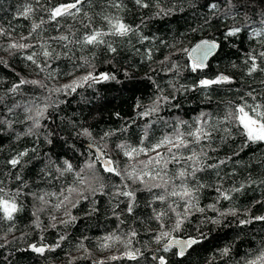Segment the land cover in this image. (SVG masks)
<instances>
[{
	"label": "trees",
	"instance_id": "obj_1",
	"mask_svg": "<svg viewBox=\"0 0 264 264\" xmlns=\"http://www.w3.org/2000/svg\"><path fill=\"white\" fill-rule=\"evenodd\" d=\"M30 2L31 0H0V25H11L16 28V33L27 35L31 21L17 14ZM44 2L50 6L47 0ZM63 2L65 0H51V4ZM122 2L124 9L119 13L108 5V0H88L83 6V12L90 16L100 13L119 14L133 27L144 18L145 23L138 34L128 38H110L118 48L115 54L107 52L103 47L94 52L92 49H74L67 57L62 56L60 60L52 62L55 75L49 77L48 72L38 73L35 65L23 59V54L9 55L0 49V57L7 61V65L0 64V95L5 96L4 103L0 104V119H23L21 109H16L11 116L5 111V105L11 106L14 102L40 98L36 102L42 104L46 96L56 102L55 108H49L46 113L48 118L41 121V127L35 136L26 135L30 126L26 123H13L11 128L0 125V181L12 189L20 187L22 194L19 201L23 206V210L15 216L13 231H8L13 222L0 219V244L5 245L0 248V264H70V261L71 264H96L98 261H104L105 264H156L152 259L153 254L169 256L170 264H241L243 260L264 249L262 221L240 225L238 220L247 218L241 215L238 218H222L218 225L205 223L206 217L217 218V213L206 207L213 203L219 211L237 208L243 212L251 208L253 216L264 215V205L256 204V201L264 200V184L260 183L264 181V143H248L245 146L244 138L237 135L233 128L232 135L226 142L217 140L211 145L218 150L208 151L210 159L207 164H216L219 160H226V163L219 168H208L197 173V180L205 185L199 195L198 206L205 207L206 211L203 214L193 212L179 236H199L203 232L206 238L189 249L184 257L156 253L158 245L154 241L160 223L155 219L156 213L167 211L169 215L164 223L170 224L175 217L168 205L171 204L176 211H183L184 202L176 200V204L180 205L177 207L172 204L176 198H169L166 202L155 201L153 194L159 190L154 189L152 193L138 191V206L129 215L122 211L127 201L123 197L115 198L112 195L116 191L114 186L120 185L123 178L104 172L101 162L96 159L97 150L104 149L123 170L130 162L116 145H139L145 129L148 130L149 137L145 143H155L163 136L171 134L178 121L192 124L201 113H211L214 118L222 119L226 115L227 102H239V97L245 92L255 90L257 102H264V74L257 72L247 75L244 63L252 50L264 51V36L256 37L252 34L254 29L261 30L264 27V17L259 14L260 9L253 7L257 0H251V3L249 0H231V5L227 0H213L219 7V11L215 13L204 7L207 0H161L162 7H171L175 11L160 18L152 15L154 9L140 8L135 0ZM240 4L248 6L241 9ZM229 9L235 14V19L223 18V14ZM40 15L41 13H37L34 19L38 20ZM44 15L47 19L46 14ZM80 18L82 17H78ZM95 21L100 23V17L95 16ZM65 24L79 27L68 18L61 21L59 28L54 24H45V31L40 36L34 34L35 39L32 42L65 34ZM242 25L245 27L238 36L223 42L222 33L226 28ZM142 36L149 37V40H141ZM203 37L215 39L221 43V47L206 68L192 72L188 67L190 58L181 49H190ZM0 43H6V40L0 38ZM49 43L57 51H62L58 43L50 40ZM35 50L40 51L39 48ZM148 50H151V59H148ZM85 56L93 60L97 72L113 74L116 80L100 82L91 87L85 84L75 92L47 91L61 88L76 77L91 71L88 67L77 68L82 63L81 57ZM166 57L170 59L165 61ZM162 61L164 62L161 63ZM218 73L231 76L234 83L214 85L207 92L193 87L200 79L212 78ZM21 78L40 80L46 88L25 84L21 86L22 95H5L7 89ZM181 86L192 90L184 91ZM163 97H168L167 102ZM158 98H161L158 111L151 116H141L140 113L151 108ZM83 128L89 129L91 138L77 135ZM125 128L126 131H121ZM105 133L113 134L105 137ZM219 135L223 134H217ZM47 139H52L53 143H47ZM33 147L36 152H29V156L25 157L27 163L19 170L26 185L22 186L15 180L17 170L11 169L7 161L16 153ZM228 157L231 159H226ZM145 158L143 155L139 157ZM65 160L72 163L75 171L84 169V173L94 180L95 187L103 184L104 193L97 192L93 196L85 192L84 195H88L89 199H80L75 208L68 204L56 209L59 193L66 186H72L76 179L73 173L60 176L55 171L57 167L63 169ZM90 163L94 164L93 169L85 167ZM169 168L174 169V166L170 164ZM249 179L256 183L246 186L241 192L230 193V201L220 199L217 202V186L222 184L224 189H231L242 183L247 185ZM131 187L142 186L137 183ZM53 192L57 196H45L48 204L36 198ZM71 199L76 200V194ZM117 200L123 202L116 209V214H113ZM93 208L96 211H91ZM66 211L77 217L75 222L67 225L60 223L61 220L69 219L65 215ZM53 216L56 217L55 220H52ZM37 223L39 227H36ZM53 224L56 226L52 227ZM132 230L138 235L132 239L130 247L143 252V257L138 261L127 258L109 260L111 256H122L128 249L119 242L112 243L110 248H101L103 238L115 234L126 240ZM6 233V238H3ZM64 234L66 236L59 247L43 254L35 253L28 247L39 242L41 237L44 244L55 245ZM224 247L231 248L228 256L220 255V250Z\"/></svg>",
	"mask_w": 264,
	"mask_h": 264
},
{
	"label": "snow or ice",
	"instance_id": "obj_2",
	"mask_svg": "<svg viewBox=\"0 0 264 264\" xmlns=\"http://www.w3.org/2000/svg\"><path fill=\"white\" fill-rule=\"evenodd\" d=\"M231 5V0H227ZM88 3V0H65L63 3L51 4V0H47V6L44 0H31L27 3L22 10L18 12V16L31 21V26L27 35L23 33H16V28L9 25L5 27L0 25V38H4L6 43H0V49L8 52L9 55H15L17 53L23 54V59L30 62L31 65H35L38 73L48 72L49 77L55 75V69H52V62L58 61L62 56L67 57L69 53H72L74 49L83 51L85 49H92L93 52L96 49L103 47L109 53H117L118 48L114 46V41L110 38H128L130 35H136L139 33L141 26L145 23L144 18H141V23L133 27L131 24L125 22L123 16L116 14L124 9L122 0H108V5L116 10V13H100L90 16L88 13L83 12V6ZM251 3V0H249ZM135 4L143 9H154L152 15L154 17H166L175 11L173 8H167L161 6V0H135ZM35 5V6H33ZM247 4H240V8L247 7ZM210 12L219 11L218 4L213 0H207L204 5ZM253 7L260 9V15L264 17V0H257V3ZM182 11V9H181ZM239 11V10H238ZM37 13H41L39 19H34ZM47 19H45V15ZM95 16L100 17V23H96ZM78 17H82L78 19ZM65 18L75 21L79 27H75L73 24H65L67 29L65 34H61L56 37H49L47 40L41 38L32 41L35 36H40L44 31L45 24H54L57 28L60 27L61 21ZM223 18L235 19V14L231 9L223 14ZM247 19V17H246ZM264 24V20H262ZM245 25L234 26L226 28L222 33L224 41L229 38L236 37L242 31ZM14 33H16L14 35ZM35 34V36H34ZM253 36H264V27L261 30H253ZM141 40H149V37L142 36ZM53 41L58 43L62 51H57L52 44ZM71 46V47H70ZM221 47V43H218L215 39L201 40L192 49H181V52L190 57L189 69L192 72L202 71L206 68L207 60L217 49ZM39 48L40 51L35 49ZM32 50V51H28ZM94 59V56H93ZM148 59H151V50H148ZM170 59L166 57L165 61ZM41 60L43 63H41ZM82 63L77 65L79 67H88L91 71L73 79L70 83L63 85L61 88L47 89L49 93L60 92H75L77 88L87 84L91 87L93 84H97L104 81L116 80L115 75L107 72H97L96 66L92 59L89 57H81ZM162 61L161 63H163ZM247 67V75L251 76L253 73L260 72L264 74V51L252 50L247 55V59L244 61ZM0 64L7 65V61L0 57ZM175 67V65H173ZM235 67V65H233ZM51 69V71H49ZM71 74V73H69ZM234 80L231 76L223 73H218L212 78L200 79L193 87L195 89L205 90L211 89L214 85L232 84ZM264 83V81H262ZM25 84L39 85L41 88H46V85L40 80H28L19 79L17 83H13L8 89L5 95L15 96L17 94L22 95L21 86ZM184 91L192 89L181 86ZM255 90L245 92L239 97V102H227L226 115L222 119H216L211 113H201L196 120L190 124L188 121H178L173 127L171 134L165 135L162 138L156 140L155 143H145L148 140V130L145 129L144 136L140 141V144L133 146L127 143H121L116 145V148L127 158L130 162L123 170L120 169L119 163L112 160L111 157L104 149H98V155L96 159L101 162V168L104 172L114 174L117 177H122L120 185L114 186L116 191L112 193L113 197H123L127 202L124 204L123 212L131 215L134 213L136 204V196L138 191L153 192L154 189L159 190L153 194L155 201L166 202L169 198H176L172 201V204H176V200L183 201V211H176L172 205H168L171 211L174 213V222L170 224L164 223V219L168 217L167 211L157 212L155 219L159 221V230L154 235V241L158 245L156 253H170L172 257H184L189 249L195 245H199L205 238L206 234L201 232L199 236H187L180 237L179 234L183 231L185 222L189 219V216L193 212L205 213V207H199V195L204 184L197 180V173H202L208 168H219L220 165L226 163V160H219L216 164H207V160L210 159L208 151H217L218 149L212 148L211 145L219 140L226 142L228 137L232 135V129H236L237 135H240L245 140V146L248 143H264V102H257ZM5 96L0 95V104L4 103ZM40 98H29L27 102L18 101L14 102L11 106L5 105V111L11 116L16 109H21L24 116L22 120L13 121L9 118L0 119V125L11 128L13 123H26L30 126L27 129L26 135L37 134V131L41 127V121L47 119L46 113L49 108H55L56 102L51 101L50 96L43 98L45 102L38 104L36 101ZM158 98L157 102L151 108L140 113L141 116H151L154 112L158 111ZM167 102L168 97L162 98ZM174 99V97H173ZM251 100V103L249 102ZM264 100V97H262ZM226 125V126H222ZM121 131H126L121 129ZM222 133L223 135L217 136ZM113 133H105L104 136L108 137ZM78 136H84L91 138L92 133L87 128H83L77 132ZM103 139V137H102ZM47 143H53L52 139H47ZM36 152V148L25 149L16 153L11 159L7 161V164L11 169L17 170L15 180L20 182V185L26 186L19 170L23 169L27 161L25 157L29 156V152ZM239 153H236L238 155ZM145 156V159H139L140 156ZM228 160L231 157L226 158ZM63 169L57 167L55 171L63 176L65 173H73L76 179L73 181L72 186H66L65 189L59 193V202L55 204V208L59 209L62 206L75 208L80 199L88 200L89 196L84 195L85 192L91 195H96L97 192L104 193V185L99 184L98 187L94 186V180L90 179L85 173L84 169L75 171L72 163L65 160ZM173 165L174 169H170L169 165ZM87 169H93L94 164H87ZM171 172V175L169 174ZM219 175V173H217ZM179 181V183H177ZM139 184L141 188H133L131 185ZM256 181L249 179L248 184L242 183L239 187H233L231 189H224L222 184L215 188L218 193L217 202L220 199L232 200L230 193L241 192L246 186L255 184ZM264 184V181H260ZM82 186V190H81ZM20 187L15 189L9 188L3 181H0V219L13 222V226L8 229L9 232L13 231L14 220L17 213L23 210V206L19 201L21 196ZM76 194L77 199L72 200L71 197ZM57 196V193H45L39 195L36 198L42 201L44 204H48V200L45 196ZM62 197V198H61ZM123 201L117 200L115 207L113 208V214H116V209H119L120 203ZM256 204L264 205V200L256 201ZM177 207L180 205L176 204ZM255 205H253L254 207ZM213 212L217 213V218L211 217L205 218V223H211L218 225L221 223V219L227 216L239 217L241 215L247 217L246 219H239L240 225H247L253 221L264 222V215L253 216L251 214V208L241 212L237 208H229L226 211H219L216 204H209L206 206ZM91 211H96L93 208ZM65 215L69 217L67 220H61V224H71L75 222L77 217L71 216L70 212L66 211ZM56 217L53 216L52 220ZM39 223L36 227H39ZM56 225L53 224L52 227ZM7 233L5 234L6 238ZM138 233L132 230L126 240H122L119 235H108L103 238V242L100 244L101 248L107 249L112 246V243H123L128 249L123 252L122 256H111L108 259L112 261L127 258L129 260L138 261L143 257L144 253L139 249H132V239L135 238ZM64 239L63 236L60 238ZM5 247L4 244H0V248ZM29 249L35 253L43 254L45 251H51L52 246L43 243V237L37 243H32ZM59 247V244L56 245ZM83 247V244H81ZM231 252L230 247H224L220 250V255L228 256ZM153 261L156 264H170V257L163 254H153ZM71 264V261H70ZM96 264H105L104 261H98ZM241 264H264V249L259 250L256 254L250 258L245 259Z\"/></svg>",
	"mask_w": 264,
	"mask_h": 264
},
{
	"label": "water",
	"instance_id": "obj_3",
	"mask_svg": "<svg viewBox=\"0 0 264 264\" xmlns=\"http://www.w3.org/2000/svg\"><path fill=\"white\" fill-rule=\"evenodd\" d=\"M201 40H212L211 38H209V37H203V38H201V39H199L195 44H193L192 46H191V48L190 49H192L197 43H199ZM218 42V41H217ZM219 43V42H218ZM219 50H220V48L219 49H217L212 55H210L209 57H208V60H207V65L209 64V62L212 60V58L213 57H215L217 54H218V52H219ZM189 57V56H188ZM190 58V57H189ZM64 238H65V234L64 235H62ZM61 238V237H60ZM59 238V242L57 243V244H61L62 243V241L64 240H61ZM57 244H55V245H52V249H54V248H56V245Z\"/></svg>",
	"mask_w": 264,
	"mask_h": 264
},
{
	"label": "rangeland",
	"instance_id": "obj_4",
	"mask_svg": "<svg viewBox=\"0 0 264 264\" xmlns=\"http://www.w3.org/2000/svg\"><path fill=\"white\" fill-rule=\"evenodd\" d=\"M99 154V153H98Z\"/></svg>",
	"mask_w": 264,
	"mask_h": 264
}]
</instances>
